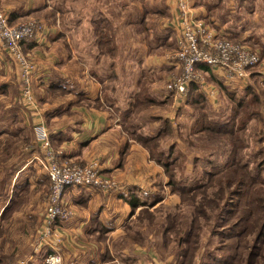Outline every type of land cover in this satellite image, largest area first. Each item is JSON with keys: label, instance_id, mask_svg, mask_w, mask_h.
<instances>
[{"label": "rangeland", "instance_id": "rangeland-1", "mask_svg": "<svg viewBox=\"0 0 264 264\" xmlns=\"http://www.w3.org/2000/svg\"><path fill=\"white\" fill-rule=\"evenodd\" d=\"M123 1L128 6L127 17L126 14L115 15V2H112L108 11L104 0H53L52 4L60 13V24L64 29L70 30L66 36L71 44L76 42L79 45L82 37L80 46L83 47L79 48L80 54L85 52L84 56L95 62L90 67L97 76L106 81L107 87L103 93L105 100L114 103L115 98L120 102L125 97L126 101L129 94L136 90V94L128 98L131 106L123 104L125 107L120 110L121 121L127 126L131 123L132 126L127 131L134 138L145 140L151 152L149 154L154 156L155 159H152L155 162L158 160L167 164L166 174L164 168L159 166L167 180L166 190L176 196L178 204L175 199H169L168 203L154 210H149V206H146L133 213L135 218L132 226L135 235H141L140 241L137 238L136 242L145 244L149 234L158 237L162 250L173 256L177 264H245L250 249L256 246L261 256L256 264H264V241L257 238L264 223V78L259 74V68L262 67L259 49L243 42L260 59L250 76L253 77L251 86L254 91L246 93L245 85L229 86L223 82L234 94L232 97L226 92L222 93L219 82L210 71L205 73L198 69L213 93L208 99L216 100L212 103L204 100L202 105H198L201 108L184 105L183 102H176L166 91V85L171 82L170 78L174 74L180 75L178 67L173 63L178 0ZM184 1L186 11L206 24L210 30L219 33L216 25L218 22L222 23V18L225 25L230 24L231 18L223 13H230L231 0ZM77 7L84 8L87 16L89 13L95 17L99 11L108 16L106 25L100 24L103 17L97 18V32L93 33L94 45V39L88 32L91 29L87 24L89 18L86 19L85 15L78 16ZM75 19L83 25L78 26ZM29 20L35 19H23L20 23ZM35 22L42 24L46 37L45 25L39 20ZM87 34L90 40H86ZM219 34L232 43H239L227 34ZM98 38L102 42L107 41L106 54L105 46L100 45L102 43L97 41ZM5 54L13 67L12 58L7 52ZM28 56L36 72V64L32 56ZM34 75L31 79L34 105L22 103L19 96L20 84L16 94L22 106L38 110L34 95ZM138 96L140 98L136 103L135 98ZM165 96L175 105L179 104V108L175 107L172 113H168L179 124V130L176 129L177 125L164 120L167 110L166 103L161 99ZM129 107L130 112L140 109V113L133 115L124 111ZM197 126L202 128L199 132H196ZM207 128H211L209 130L214 133L208 132ZM174 139L179 140L178 147L170 154L173 144L169 146V142ZM35 141L41 147V143L37 139ZM41 150L39 164L41 163L44 171L45 154L42 148ZM51 150L58 154L59 162L73 163L68 160L60 161L61 152L52 148ZM93 160L98 159L92 158L87 162ZM86 163L73 164L82 166ZM45 176L47 187L43 197L42 218L50 187L46 173ZM112 179L117 186L121 185L118 180ZM241 182L242 185L236 189ZM119 189L117 187L114 192L104 194H113ZM236 190L244 191L243 195L235 197ZM67 209L70 210L68 205ZM235 223H240L241 231L236 228ZM238 237L241 243L239 250ZM45 258L46 256L43 260Z\"/></svg>", "mask_w": 264, "mask_h": 264}, {"label": "crops", "instance_id": "crops-1", "mask_svg": "<svg viewBox=\"0 0 264 264\" xmlns=\"http://www.w3.org/2000/svg\"><path fill=\"white\" fill-rule=\"evenodd\" d=\"M104 1L108 11L115 2V15L128 16L123 0ZM52 3L53 0H0V11L7 14L11 25L35 19L45 25L47 33L43 42L23 46L36 64L33 85L38 110L19 102L16 71L6 52H0V264H44L43 258L53 253L49 248L36 250L47 187L39 164L42 150L35 141L38 126L46 131L51 148L61 152L60 161L83 164L96 158L103 174L121 184L118 191L107 195L89 188L66 189L64 202L72 218L56 226L61 244L52 246L61 257L60 264H177L162 250L158 237L149 234L145 244L136 242L141 235H135L132 226L133 213L144 206L154 210L169 199L178 204L176 196L166 190L164 171L147 149L129 136L119 116L123 104L131 106L128 98L136 90L126 101L124 97L119 102L114 95V103L105 100L107 83L90 67L95 62L84 56L85 52L80 54L82 37L79 45L71 44L66 36L70 30L60 24V13ZM231 4L230 13H223L231 18L230 24L225 25L222 18V23L216 25L218 31L259 49V74L264 78V0H231ZM76 12L78 16L85 15L82 7H77ZM100 17V24L107 23L108 16L101 11L95 17L85 15L93 45ZM75 22L83 25L76 19ZM85 38L91 39L89 34ZM205 99L210 103L216 100ZM161 101L166 103L164 120L179 130V124L168 116L179 104L167 96ZM129 110L130 107L124 111ZM178 141L169 142V146L175 145L173 151ZM134 198L144 206L133 210L127 200Z\"/></svg>", "mask_w": 264, "mask_h": 264}, {"label": "built area", "instance_id": "built-area-1", "mask_svg": "<svg viewBox=\"0 0 264 264\" xmlns=\"http://www.w3.org/2000/svg\"><path fill=\"white\" fill-rule=\"evenodd\" d=\"M178 5L179 13L174 25L176 52L173 63L178 67L180 75L174 74L170 78L171 82L166 85L167 93L176 102H184L190 87L195 86L206 98L211 96L213 93L210 85L205 84L203 73L196 69L197 65L207 66L212 75L222 83L246 87L253 70L260 63L259 57L243 42L232 43L210 30L206 24L186 11L184 0H178ZM9 21L7 14L0 11V50L6 51L12 58L21 87L20 100L33 106L31 79L35 68L28 54L23 53V46L43 42L44 27L35 20L17 25H11ZM36 139L44 150L43 168L50 182L36 250L42 252L46 248L52 249L53 253L47 254L44 263L60 264L61 257L52 246L61 244L56 226L68 222L72 217V212L64 204L65 190L89 188L101 193H112L119 186L111 177L103 174L99 160L89 161L82 166L66 161L59 162L58 154L51 150L44 129L36 128ZM19 264H27V261Z\"/></svg>", "mask_w": 264, "mask_h": 264}, {"label": "trees", "instance_id": "trees-1", "mask_svg": "<svg viewBox=\"0 0 264 264\" xmlns=\"http://www.w3.org/2000/svg\"><path fill=\"white\" fill-rule=\"evenodd\" d=\"M107 23H102L101 25H106ZM97 32V31H96ZM137 32L139 33V31L137 30ZM98 42H101L102 44H100V45H104L105 47H104V53L106 54V50H105V48H106V44H107V41L106 42H102L103 40L101 39V38H98V40H97ZM246 43V42H245ZM251 43V42H250ZM251 44H253V43H251ZM174 45H175V42H174ZM197 69H199V70H201V71H203V72H205V73H207V71H210L209 70V68L207 67V66H205V65H199V66H197L196 67ZM211 73V72H210ZM211 75H212V73H211ZM213 76V75H212ZM252 78L253 77H251L250 78V81H249V84L245 87V91H246V93H247V91H254V89H253V87L251 86L252 84H253V82L251 81L252 80ZM218 82H219V84H220V86H219V88H221V90L223 91V92H226L227 94H229V95H234L233 93H231V91H229L228 90V88L222 83V82H220L219 80H217ZM252 89V90H251ZM233 97V96H232ZM139 96L138 97H136L135 98V102L137 103L138 102V100H139ZM204 100H206L205 99V96L202 94V93H200L199 91H198V89L195 87V86H191L190 87V89H189V92H188V96H187V99H186V101H187V104L188 105H190V106H195L196 108H201V106H198L199 104L200 105H202L203 103H204ZM152 101V100H151ZM152 104H154L153 103V101H152ZM198 106V107H197ZM139 110L140 109H138L136 112H134V113H132V111L131 112H129V114H133V115H135V114H139L140 112H139ZM199 115V117H200V113L198 114ZM128 118V117H127ZM125 120H127L126 118H125ZM169 122V121H168ZM169 124H171V122H169ZM130 126H132L131 125V123L130 124H128V126H127V124H126V126H125V130L127 131V129H130ZM202 128H199V126H197V128H196V132H199L200 130H201ZM209 129H211V128H207V131L208 132H210V133H214V131H212V130H209ZM128 132V131H127ZM128 134H129V132H128ZM232 134V133H231ZM129 136L130 137H132L136 142H140V144L144 147L145 146V148L149 151V153H151L150 152V150H149V147L146 145V142H145V140H143L142 138H134V136H131V134H129ZM157 138H158V136H157ZM172 140V139H171ZM173 149H174V144L170 147V154H171V152L173 151ZM150 156H151V158H153V159H155L154 158V156L152 155V154H150ZM157 161V163L162 167V168H164V171H165V174H166V168H167V164H162V163H160L158 160H156ZM163 165V166H162ZM235 177H236V175H235ZM242 183L243 182H241V183H239L238 184V186L236 187V189H239V187L242 185ZM170 186V185H169ZM175 193H177L176 191H175ZM243 193H244V191H238V190H236V193L234 194V196L235 197H239V196H242L243 195ZM128 202V204H129V206L134 210V209H136L137 207H139V206H144V204H141L140 203V201L137 199V198H134V199H129V200H127ZM145 207V206H144ZM143 207V208H144ZM192 225V224H191ZM235 226H236V228H238L239 230H240V223H235ZM241 231V230H240ZM257 238H258V240L259 241H264V223H262V226L260 227V229H259V231H258V233H257ZM239 246H241V243H240V241H239V237H238V242H237V250H239ZM187 255V251H186V253H185V256ZM179 256H182V255H179ZM258 258H261V256H260V252L258 251V249L256 248V246H254V247H252L251 249H250V252L248 253V255H247V257H246V261H245V264H256V260L258 259ZM191 261H189V263H190Z\"/></svg>", "mask_w": 264, "mask_h": 264}]
</instances>
